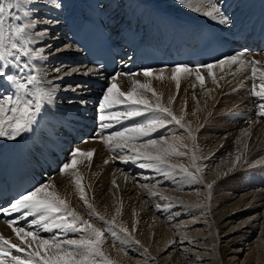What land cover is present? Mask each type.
Returning a JSON list of instances; mask_svg holds the SVG:
<instances>
[{
	"label": "bare ground",
	"instance_id": "1",
	"mask_svg": "<svg viewBox=\"0 0 264 264\" xmlns=\"http://www.w3.org/2000/svg\"><path fill=\"white\" fill-rule=\"evenodd\" d=\"M139 1H143L144 5H140ZM146 1L58 0L62 3L60 9L52 10V6L41 9V16L58 19L59 23L52 26L38 24L35 29L30 30L38 32L45 27L50 28L48 35L38 38L32 45L36 50L43 49L46 59L33 63L37 64L46 81L53 82L52 85L45 86L54 85L57 91L54 102L46 105L42 112L41 125H36L31 132L39 140L38 144L31 143L29 150L36 160V178L40 184L51 182L55 185V190L82 217L89 219L97 227L105 228L102 222L89 217V210L80 200L75 187V177L58 173L60 164L68 158L72 148L79 147L85 151L95 149L91 161L85 160L77 166L89 202L105 219L115 217L117 225L128 227L132 237L140 241V245H137L122 232H119L120 241H117L106 231L107 242L103 245V251L118 264H194L193 256L203 258L198 264H236L245 251L247 254L243 263L264 264V167L258 166L264 165V118L256 115L254 98L249 94L251 79L246 74L242 76L236 66L231 69L226 67L223 72L219 68L213 70L218 85L213 84L207 69H201V73L205 75L204 87L200 86L194 75L188 77L182 74L178 91L176 82L170 79L174 66L152 69L153 77H135L142 82L151 80L152 87L161 96V102L170 106L176 115H180L182 109L186 112V121L191 122L192 128L196 130L199 149L197 154L200 157H210L198 160L197 164L207 165L204 168L205 182L216 181L208 208L191 207L205 203L207 189L203 185L185 183L180 177L141 168L138 163H124L118 158L124 153L110 151L98 138H94L99 131V122L91 120L98 116L102 95L112 76L105 75L96 67H89L79 49V31L87 20L97 22L112 35L115 44L126 49L127 53L131 44L140 43L144 39L165 49L177 44L182 33L178 27L172 26V20L165 12L183 16L194 14L211 23L218 36L231 46L233 54L243 51L248 59L264 61V46H257L252 50L253 44L250 48V45L247 44L248 47L244 43L249 39L236 38V30L241 26L254 28L264 23V14L259 7L254 11L251 9L253 1L220 0L225 14L230 18L228 25H221L211 18L187 11L177 0H159L164 10L152 13L151 7L145 5ZM54 69H60V72L57 73ZM162 69L164 79L158 80L155 77L160 75ZM85 70H94L96 74L84 75ZM142 71L140 69L135 73ZM128 73L130 72L122 62L118 73L122 74L119 86L125 91L132 86L133 78L123 75ZM57 75L63 78L55 79ZM222 76L224 78L220 79ZM241 83L245 87L241 88ZM77 85L86 88L70 90ZM234 89L237 91H233ZM13 91L0 78V95L12 94ZM148 96L155 99L151 93ZM172 97L175 99L169 105ZM120 107L122 110V106ZM212 111L213 114L210 113ZM194 112L195 115L192 114ZM209 113L227 114L225 117L221 115L223 118H214ZM204 120L207 122L201 129ZM249 120L258 122L250 125ZM132 122L115 124L117 131ZM245 129L249 130L250 137L243 134ZM110 130L111 128L105 130L103 134H110ZM85 134L88 135L84 136ZM161 135L171 137L186 133L169 125L167 129L153 133L150 138L158 139ZM85 140L89 142L82 143ZM238 140L240 143H237ZM70 141H75L74 146ZM186 143L191 146V141ZM245 143L248 144L247 149L244 147ZM237 154H242L241 161L233 168L232 163ZM48 163L55 169L47 167ZM171 163H184L188 166L189 160L184 157L173 159ZM235 171L237 172L234 173ZM217 172L224 174L218 177ZM6 175L5 170L0 172L1 177ZM149 190L173 199L165 201L160 195H150ZM179 200L184 201V204L176 202ZM170 202L173 207L165 210ZM157 204L161 208L158 209ZM117 208L121 209L119 216L116 215ZM8 220L7 217L0 220V234L13 243H18ZM23 221L24 219H20L19 225ZM22 226L28 228V221ZM56 231L64 236V233ZM41 235L51 237L53 233ZM67 235L68 238H78V234ZM171 241L176 243L172 245ZM121 248L127 255L120 251ZM144 248L148 249L147 254L143 251ZM149 255L155 260L148 259ZM237 264H240L239 261Z\"/></svg>",
	"mask_w": 264,
	"mask_h": 264
},
{
	"label": "snow or ice",
	"instance_id": "2",
	"mask_svg": "<svg viewBox=\"0 0 264 264\" xmlns=\"http://www.w3.org/2000/svg\"><path fill=\"white\" fill-rule=\"evenodd\" d=\"M177 2L185 10L211 18L221 25H228L230 22L220 0H177ZM48 6H52V10H58L62 7V3L58 0H43V3L41 0H0V78L14 90L12 94L0 95V137L8 140L14 141L26 133L33 132L46 105L54 102L56 87L45 86L52 85L53 82L46 81L37 64L33 63V61L46 59L43 49L36 50L32 47L38 38L48 35L50 28L45 27L38 32L30 31L38 24L52 26L59 23L58 19L40 15L41 9ZM233 66H236L242 76L246 74L251 79L249 94L254 98L256 115L264 118V61L248 59L243 51L226 55L214 63L198 64L195 67L177 64L171 70L170 79L176 82L177 91L180 88L182 74L188 77L194 75L200 86L204 87L205 75L201 73V69H207L213 84L218 85L216 73L213 70L219 68L223 72L226 67L231 69ZM54 71L59 73L60 69H54ZM163 71L162 69L160 75L155 78L163 80ZM93 74H96L94 70L84 72V75ZM120 75L122 74H114L110 78L111 82L102 95L98 113L99 131L94 138H98L110 151L124 153L118 157L124 163H138L141 168L154 169L165 175L180 177L185 183L203 185L207 189L205 203L191 207L208 208V201L211 200L216 181L205 182L204 168L207 165L197 164L198 160L210 159V157H200L197 154L199 149L196 144V130L192 128L191 122L186 121V112L182 109L181 114L176 115L170 106H165L161 102V96L152 87L151 80L142 82L135 78L140 75L146 78L153 77L154 70L144 69L139 73L123 74L133 78L132 86L127 91L119 86ZM62 78L60 75L55 77V79ZM223 78V76L220 77V79ZM82 87L86 88V86L77 85L70 90L76 91ZM243 87L245 85L241 83V88ZM208 91L211 92V89ZM148 93H151L155 99H150ZM174 99L175 97L169 99V105ZM192 114L195 115V112ZM124 121L133 122L119 131H113L108 135L103 134L105 130ZM257 122L248 121L250 125ZM169 125L183 130L186 135L171 137L161 135L158 139L150 138L153 133L167 129ZM243 134L250 137L248 129L243 130ZM186 141H191V146ZM88 142L82 141V143ZM237 143L240 141L238 140ZM244 147L247 149L248 144L245 143ZM94 155L95 149L85 151L79 147L72 148L68 158L60 164L58 173L71 174L75 177V187L79 192L80 200L89 210V217L102 222L106 227H97L89 219H84L75 208L70 206L69 201L55 190V185L51 182L40 184L14 198L7 206L0 207V213L9 217L19 213V217L7 221L19 242L13 243L11 239L0 234V264H116L103 251V245L107 242L106 231L117 241H120L119 232H122L135 244L140 245V241L132 237L128 227L117 225L115 217L105 219V216L89 202L77 166L85 160L91 161ZM241 155H236L232 163L233 168L240 163ZM184 157H188V166L184 163H171L173 159ZM258 166L264 167V165ZM223 174L217 172L218 177ZM143 187L147 188V185ZM149 193L160 195L165 201L173 199L151 190ZM176 202L184 204L182 200ZM156 207L159 209L161 205L157 204ZM172 207L173 203L170 202L165 210ZM120 214L121 209L117 208L116 215ZM29 217L32 219L29 220ZM20 219L28 221L29 227L20 226ZM56 230L64 233V236L59 235ZM41 233H53V235L45 237ZM67 234H78V238H68ZM170 243L174 245L176 241ZM120 251L127 255L123 248ZM143 251L148 253L146 248ZM148 259L155 260L150 255ZM192 259L194 264H198L203 258L193 256Z\"/></svg>",
	"mask_w": 264,
	"mask_h": 264
},
{
	"label": "rangeland",
	"instance_id": "3",
	"mask_svg": "<svg viewBox=\"0 0 264 264\" xmlns=\"http://www.w3.org/2000/svg\"><path fill=\"white\" fill-rule=\"evenodd\" d=\"M97 106H98V105H97ZM97 106L95 107V109L97 108ZM92 109H93V108H92ZM93 110H94V109H93ZM96 110H97V109H96ZM210 113L213 114V111L210 112ZM210 113H209V115H210V116H213L214 118H217V117H219V118H223V117H225V115L227 114V113H223V114H219V115H218V114H214V115H215V116H214V115H212V114H210ZM221 115H222L223 117H222ZM206 122H207V120H204V125L202 126L201 129H203V127L206 125V124H205ZM225 122H226V121H224V123H225ZM227 123H229V122H227ZM170 126H171V125H170ZM216 126H217V125H215V127H216ZM80 136H82V135H80ZM70 142H72V143H73L72 146H74L75 141H70ZM69 147H71V145H70ZM236 172H237V171H235L234 173H236ZM236 199H237V198H236ZM83 218L86 219L85 217H83ZM246 254H247V252L245 251V252L242 254V259L237 260V261H236V264L238 263V261H239L240 264H245V263H243V262H245V261H244V257L246 256ZM116 264H118V263H116Z\"/></svg>",
	"mask_w": 264,
	"mask_h": 264
}]
</instances>
